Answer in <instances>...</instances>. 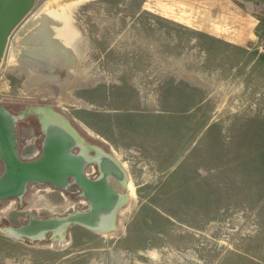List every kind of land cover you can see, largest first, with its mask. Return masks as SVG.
I'll return each mask as SVG.
<instances>
[{"label": "rangeland", "instance_id": "374dc122", "mask_svg": "<svg viewBox=\"0 0 264 264\" xmlns=\"http://www.w3.org/2000/svg\"><path fill=\"white\" fill-rule=\"evenodd\" d=\"M12 52L23 63L9 69ZM0 97L63 113L120 161L128 193L114 230L0 232V264H264V7L33 0L7 37ZM17 128L36 156L35 115ZM78 191L28 183L20 204L0 201V225L85 208Z\"/></svg>", "mask_w": 264, "mask_h": 264}, {"label": "water", "instance_id": "95a60500", "mask_svg": "<svg viewBox=\"0 0 264 264\" xmlns=\"http://www.w3.org/2000/svg\"><path fill=\"white\" fill-rule=\"evenodd\" d=\"M256 2L264 7V0ZM33 0H0V58L10 30L29 9ZM34 114L42 134L39 153L22 158L18 153L15 134L17 120ZM0 201L16 197L18 203L28 183L49 184L66 189L74 184L78 195L85 198V208H74L61 214L37 216L29 212L24 222L0 225L7 237L41 240H66V230L72 224L99 232L114 230L118 209L128 200L127 174L120 161L111 152L97 144L88 143L67 117L49 104H24L16 112L0 101ZM88 163L96 165L93 177L85 171ZM114 179L117 185L111 184ZM123 188L124 190H120Z\"/></svg>", "mask_w": 264, "mask_h": 264}, {"label": "crops", "instance_id": "0c3cea01", "mask_svg": "<svg viewBox=\"0 0 264 264\" xmlns=\"http://www.w3.org/2000/svg\"><path fill=\"white\" fill-rule=\"evenodd\" d=\"M31 74L32 73L27 72V75H28L27 79L31 78ZM0 101L3 102V99L1 97H0ZM15 134H16L17 139H18V153H19L20 157H22V158H32V157H34L35 155H34L33 152L35 150V146L29 147L27 142H21V139L18 136L19 133H18V128L17 127H16V130H15ZM22 135L25 136L24 134H22ZM2 169H3V163L0 160V172H1Z\"/></svg>", "mask_w": 264, "mask_h": 264}, {"label": "bare ground", "instance_id": "6f19581e", "mask_svg": "<svg viewBox=\"0 0 264 264\" xmlns=\"http://www.w3.org/2000/svg\"><path fill=\"white\" fill-rule=\"evenodd\" d=\"M60 1V0H59ZM53 2V1H52ZM57 2V1H56ZM49 3V2H48ZM60 3V2H59ZM55 4V3H54ZM47 4H44L42 7H45ZM38 10V9H37ZM36 10V11H37ZM38 12V11H37ZM36 12V13H37ZM35 13V12H34ZM38 23V22H37ZM36 23V24H37ZM24 25V24H23ZM35 25V24H34ZM33 25V26H34ZM39 28V27H38ZM20 30V29H19ZM39 30V29H38ZM42 30V29H41ZM46 30V29H45ZM44 32V31H43ZM40 34V33H39ZM43 36V35H42ZM44 36H46V32H45V35ZM20 37V36H19ZM35 37H36V35H35ZM47 37V36H46ZM38 38H39V36H38ZM37 38V39H38ZM44 38V37H43ZM41 40V39H40ZM36 40H34V42H35ZM54 40H52V42H53ZM36 43H38V42H36ZM34 44V43H33ZM43 44V43H42ZM46 44V43H45ZM54 44H55V42H54ZM20 45V44H19ZM22 45V44H21ZM24 45V44H23ZM37 45V44H36ZM31 46H32V44H31ZM44 46V45H43ZM53 46V45H52ZM56 46V45H55ZM27 47V46H26ZM26 47H24V48H22V50L23 49H25ZM34 47V46H33ZM36 47V46H35ZM58 48H60V47H58ZM33 49V48H32ZM36 49V48H35ZM49 50H50V47L48 48ZM34 50V49H33ZM52 50H53V48H52ZM55 50H56V47H55ZM32 51V50H31ZM48 51V50H47ZM53 52V51H52ZM55 54H56V52H54ZM49 55V54H48ZM51 55V54H50ZM49 55V56H50ZM52 56V55H51ZM62 57V56H61ZM67 58V57H66ZM20 59V58H19ZM19 59H17V57H16V55L14 54V52H12V54H11V56H10V59L8 60V63H7V68H9V69H12V68H15V65H20V63H23L22 61L20 62V60ZM44 60H45V58H44ZM21 66V65H20ZM23 70H24V67L22 66L21 67ZM28 72H30V71H28ZM37 74V73H36ZM37 78V77H36ZM49 78V77H48ZM42 80V79H41Z\"/></svg>", "mask_w": 264, "mask_h": 264}, {"label": "flooded vegetation", "instance_id": "af4514ba", "mask_svg": "<svg viewBox=\"0 0 264 264\" xmlns=\"http://www.w3.org/2000/svg\"><path fill=\"white\" fill-rule=\"evenodd\" d=\"M255 3H256V2H255ZM7 107L12 111V108H11V107H9V106H7ZM22 107H23V106H22ZM22 107L18 108V110L21 109ZM14 111H15V110H14ZM16 111H17V110H16ZM16 111H15V112H16ZM86 141H89V140H86ZM89 142H91V141H89ZM91 165H93V169H92V171H90L89 173L87 172V173H88L90 176L93 177L94 175H96V173H97V169H96V165H95L94 163H91ZM111 184H113V185H117L114 179H111ZM119 189H120V190H123V188H120V187H119ZM21 222H22V221H21ZM23 222H24V221H23ZM19 223H20V222H19Z\"/></svg>", "mask_w": 264, "mask_h": 264}]
</instances>
